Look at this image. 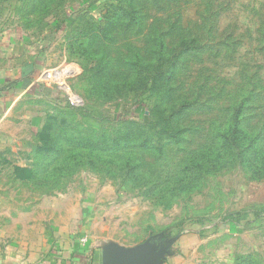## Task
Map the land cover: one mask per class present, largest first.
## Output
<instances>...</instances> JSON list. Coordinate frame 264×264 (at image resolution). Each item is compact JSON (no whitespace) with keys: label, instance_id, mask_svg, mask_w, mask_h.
<instances>
[{"label":"rangeland","instance_id":"obj_1","mask_svg":"<svg viewBox=\"0 0 264 264\" xmlns=\"http://www.w3.org/2000/svg\"><path fill=\"white\" fill-rule=\"evenodd\" d=\"M7 37L47 44L57 93L0 147L9 251L82 225L161 264H264V0H0Z\"/></svg>","mask_w":264,"mask_h":264},{"label":"crops","instance_id":"obj_2","mask_svg":"<svg viewBox=\"0 0 264 264\" xmlns=\"http://www.w3.org/2000/svg\"><path fill=\"white\" fill-rule=\"evenodd\" d=\"M46 45L26 38H0L1 148L22 142L26 134H38L47 115L42 108L57 99L44 83ZM81 228L71 225L63 233L54 227L42 242L30 240L24 246L43 247L35 257L9 251L0 235V264H102L103 250L90 244Z\"/></svg>","mask_w":264,"mask_h":264},{"label":"water","instance_id":"obj_3","mask_svg":"<svg viewBox=\"0 0 264 264\" xmlns=\"http://www.w3.org/2000/svg\"><path fill=\"white\" fill-rule=\"evenodd\" d=\"M162 257L161 253H154L148 244L132 251L110 244L103 249L102 264H161Z\"/></svg>","mask_w":264,"mask_h":264},{"label":"built area","instance_id":"obj_4","mask_svg":"<svg viewBox=\"0 0 264 264\" xmlns=\"http://www.w3.org/2000/svg\"><path fill=\"white\" fill-rule=\"evenodd\" d=\"M86 240V239H85ZM85 240H82V242H85Z\"/></svg>","mask_w":264,"mask_h":264},{"label":"trees","instance_id":"obj_5","mask_svg":"<svg viewBox=\"0 0 264 264\" xmlns=\"http://www.w3.org/2000/svg\"><path fill=\"white\" fill-rule=\"evenodd\" d=\"M237 123V121L235 122V124Z\"/></svg>","mask_w":264,"mask_h":264}]
</instances>
